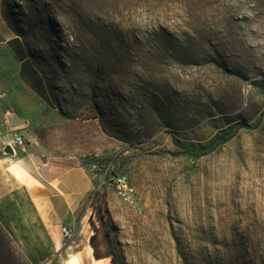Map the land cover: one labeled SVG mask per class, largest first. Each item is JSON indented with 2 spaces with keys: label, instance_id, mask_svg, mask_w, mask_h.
Returning <instances> with one entry per match:
<instances>
[{
  "label": "rangeland",
  "instance_id": "374dc122",
  "mask_svg": "<svg viewBox=\"0 0 264 264\" xmlns=\"http://www.w3.org/2000/svg\"><path fill=\"white\" fill-rule=\"evenodd\" d=\"M3 16L55 101L119 144L99 158L143 213L96 179L61 251L28 259L0 225V264H92V232L101 264H264V0H3Z\"/></svg>",
  "mask_w": 264,
  "mask_h": 264
},
{
  "label": "crops",
  "instance_id": "0c3cea01",
  "mask_svg": "<svg viewBox=\"0 0 264 264\" xmlns=\"http://www.w3.org/2000/svg\"><path fill=\"white\" fill-rule=\"evenodd\" d=\"M15 132L27 146L9 155L5 144ZM115 148L98 122L59 113L27 44L5 21L0 0V225L28 259L62 250L61 229L74 223L96 188L89 158ZM84 249L92 264L107 261L97 262L94 250Z\"/></svg>",
  "mask_w": 264,
  "mask_h": 264
},
{
  "label": "built area",
  "instance_id": "2783aa9c",
  "mask_svg": "<svg viewBox=\"0 0 264 264\" xmlns=\"http://www.w3.org/2000/svg\"><path fill=\"white\" fill-rule=\"evenodd\" d=\"M10 145L14 152L17 150H25L27 146V140L23 135L15 132L5 146ZM69 160L73 157L68 156ZM90 171L95 175L98 181V187L110 182L116 193L121 194V202L130 205V208L136 214L143 213V207L137 196L135 189L131 185V181L127 173L119 172L117 170L115 159L103 160L97 156L89 158ZM63 235L67 241L74 238V232L67 227L62 229Z\"/></svg>",
  "mask_w": 264,
  "mask_h": 264
},
{
  "label": "trees",
  "instance_id": "16d2710c",
  "mask_svg": "<svg viewBox=\"0 0 264 264\" xmlns=\"http://www.w3.org/2000/svg\"><path fill=\"white\" fill-rule=\"evenodd\" d=\"M40 70H41L42 74H44V71L42 70V68H40ZM45 80H47V79L45 78ZM94 94H95V92H94ZM51 97H53V96H51ZM52 99H53V102H54L55 101L54 97ZM54 104H55L56 108L58 109L59 113L62 116L66 117L68 119H71V120H74V119L79 118V116H76L74 112H67V111H65L64 108L61 106V104L58 103L57 98H56V101L54 102ZM90 105L92 107H94L95 109H97L98 103H97L96 98H94V97L92 98V101L90 102ZM94 118H97V116H94ZM88 119H90V118H88ZM225 141H228V140H225ZM91 223H92L93 227L96 229V226L94 225V223L92 221H91ZM96 235H97L96 233L94 235H92L91 238H90V240H91V243H92V245L94 247V255H95V257L97 259H102L103 256H101L99 254L98 247H97V244L95 242ZM104 258H106V257H104ZM112 261H113V264H116V262H115L114 259Z\"/></svg>",
  "mask_w": 264,
  "mask_h": 264
},
{
  "label": "bare ground",
  "instance_id": "6f19581e",
  "mask_svg": "<svg viewBox=\"0 0 264 264\" xmlns=\"http://www.w3.org/2000/svg\"><path fill=\"white\" fill-rule=\"evenodd\" d=\"M117 194H118L119 198L121 199V194H119V193H117ZM125 204L128 205L127 203H125ZM128 206L130 207V205H128ZM90 227H91V226H90ZM93 234H94V233L92 232L91 236H92ZM83 235H85V238L88 237L87 229H84V230H83ZM91 236L87 238V244H88V247H89L90 249H93V250H94V247H93V245H92V243H91V240H90ZM107 259L109 260L110 258L107 257V258H103V259H98L97 261L100 262V261L107 260ZM110 264H113V263L110 261Z\"/></svg>",
  "mask_w": 264,
  "mask_h": 264
},
{
  "label": "water",
  "instance_id": "95a60500",
  "mask_svg": "<svg viewBox=\"0 0 264 264\" xmlns=\"http://www.w3.org/2000/svg\"><path fill=\"white\" fill-rule=\"evenodd\" d=\"M14 122L16 123V125H19L21 124V122H18L16 119L14 120ZM4 152L6 154H9V155H14L15 152L14 150L12 149V147L10 145H7L5 148H4Z\"/></svg>",
  "mask_w": 264,
  "mask_h": 264
}]
</instances>
